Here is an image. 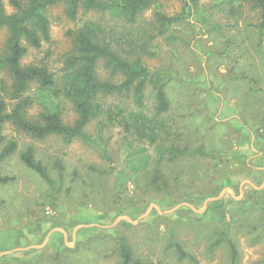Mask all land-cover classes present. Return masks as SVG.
Here are the masks:
<instances>
[{
    "label": "rangeland",
    "instance_id": "374dc122",
    "mask_svg": "<svg viewBox=\"0 0 264 264\" xmlns=\"http://www.w3.org/2000/svg\"><path fill=\"white\" fill-rule=\"evenodd\" d=\"M219 1L200 0L190 10L183 0H157L134 25L81 7L71 19L64 2L47 10L50 40L28 49L22 64L45 66L59 77L73 33L86 22L101 25L121 54L129 52L128 39L136 54L146 39L152 53L141 62L165 83L171 104L163 116L168 144L176 140L187 150L160 164L156 175L152 147L129 146L121 129L99 121L85 127L89 140L71 141L34 140L5 125L4 135L19 149L0 165L14 179L0 187V264H121L122 242L140 264H231L228 242L237 251L235 264H264V172L250 168L264 166V35L256 28L257 10L243 4L231 14ZM3 4L14 12L10 0ZM158 13L176 19L161 34ZM7 35L2 29L0 54ZM98 77L117 80L103 64ZM39 93L34 87L29 93L31 117L42 109ZM144 93L143 110L152 115V87ZM43 95L66 125L76 120L68 101ZM124 105L136 108L129 100ZM27 147L50 181L21 163ZM153 177L158 183L150 186ZM175 243L190 257L180 259Z\"/></svg>",
    "mask_w": 264,
    "mask_h": 264
},
{
    "label": "trees",
    "instance_id": "16d2710c",
    "mask_svg": "<svg viewBox=\"0 0 264 264\" xmlns=\"http://www.w3.org/2000/svg\"><path fill=\"white\" fill-rule=\"evenodd\" d=\"M157 0H10L14 12L7 13L3 0H0V32H8L3 53L0 54V165L15 155L19 145L15 140H8L3 133L5 125H11L17 133L25 134L30 139L43 140L57 135L67 141L86 139L85 127L92 121L102 122V128L117 127L124 134L123 140L129 143L146 144L156 153L154 159L155 174L164 161L173 162L187 150H181L176 140L168 144V127L164 115L170 111L165 83L152 73L141 62L143 55H150L149 42L138 46L128 39V53L121 54L115 50L111 40L106 41L104 29L95 22H86L73 34V51L66 59L62 74L55 76L45 66L23 65L22 60L28 49H38L42 43L50 40L49 19L47 10L57 4L68 6V16L74 19L79 7L87 11L110 12L115 18L123 19L127 24L134 25L137 16L150 8ZM190 10L195 9L200 0H183ZM230 6V13L235 14L243 4L258 11L257 30L264 35V0H220L219 5ZM238 3V7L234 5ZM176 21L162 14H156L159 33L166 26ZM148 34L147 32L145 35ZM156 36L149 38L153 39ZM99 64H103L117 80H102L98 77ZM150 85L154 92L155 105L152 115L145 108V87ZM32 87L39 91L38 101L42 106L37 115L31 117L29 110L34 99L29 95ZM49 99L68 101L77 118L71 125H66L57 105ZM118 98L117 104H106L105 100ZM129 100L135 105L129 108L124 101ZM8 101L12 104L9 106ZM107 123V125H106ZM21 163L30 171L46 181H50L47 169L36 159L34 149L25 148L20 154ZM14 179L0 173V187L10 184ZM158 183L153 177L149 183ZM162 187V185H159ZM232 263L235 264L236 248L228 242ZM179 258L190 257L179 244L175 243ZM121 264H140L132 258L129 247L121 243L119 247Z\"/></svg>",
    "mask_w": 264,
    "mask_h": 264
},
{
    "label": "crops",
    "instance_id": "0c3cea01",
    "mask_svg": "<svg viewBox=\"0 0 264 264\" xmlns=\"http://www.w3.org/2000/svg\"><path fill=\"white\" fill-rule=\"evenodd\" d=\"M255 139H256V137H254V140H252V142H251V145H250V148L252 149V150H254L255 148H254V145H255ZM250 165V164H249ZM251 167V169L252 170H259V171H262V172H264V166H255V165H250ZM244 183H247V184H250L251 186H252V184L251 183H249L248 181H245V182H243V184ZM257 189H259V188H257ZM240 193L242 194V189L240 188Z\"/></svg>",
    "mask_w": 264,
    "mask_h": 264
},
{
    "label": "water",
    "instance_id": "95a60500",
    "mask_svg": "<svg viewBox=\"0 0 264 264\" xmlns=\"http://www.w3.org/2000/svg\"><path fill=\"white\" fill-rule=\"evenodd\" d=\"M226 192V190L223 191V194ZM218 198H213V200H217ZM190 208H192V206H189ZM152 208V206H151ZM193 209V208H192ZM48 239V237L46 238V240Z\"/></svg>",
    "mask_w": 264,
    "mask_h": 264
}]
</instances>
